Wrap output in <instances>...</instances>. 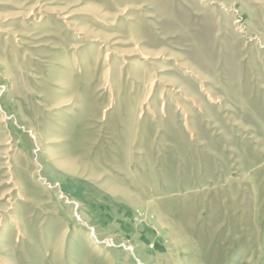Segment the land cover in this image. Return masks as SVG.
<instances>
[{
	"label": "rangeland",
	"instance_id": "1",
	"mask_svg": "<svg viewBox=\"0 0 264 264\" xmlns=\"http://www.w3.org/2000/svg\"><path fill=\"white\" fill-rule=\"evenodd\" d=\"M0 264H264V0H0Z\"/></svg>",
	"mask_w": 264,
	"mask_h": 264
}]
</instances>
